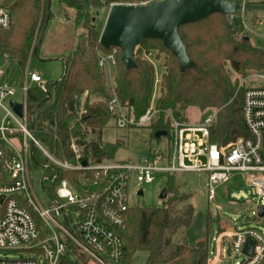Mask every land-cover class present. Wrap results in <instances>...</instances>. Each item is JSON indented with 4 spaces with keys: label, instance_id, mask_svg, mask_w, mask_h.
<instances>
[{
    "label": "trees",
    "instance_id": "trees-1",
    "mask_svg": "<svg viewBox=\"0 0 264 264\" xmlns=\"http://www.w3.org/2000/svg\"><path fill=\"white\" fill-rule=\"evenodd\" d=\"M52 0H0L10 15L7 28H0V66L6 59L16 60L25 67L30 56L38 54L43 31L54 19ZM59 14L66 20L70 11L75 20L85 29L80 40L63 61V73L56 80L45 84V91L36 85L26 92L28 126L35 137L54 157L74 162L69 142L74 138L82 145V158L92 162L112 159L121 146L119 141L102 142V132L113 127V114L107 102L111 90L106 76L98 65L99 53H108L113 47L104 48L98 42L92 17L96 10L111 4H147L157 0H55ZM248 4L264 5V0H248ZM252 25V20L249 21ZM235 34L227 28L221 13H212L198 21L179 27V34L192 62L183 71L178 59L156 38H146L136 49L135 66L126 68L116 48L114 68V92L125 107L128 116L137 119L150 105L154 83L158 75L154 108L157 110L145 126L154 134L166 131L156 139L171 133L170 112L178 120H184L183 112L190 108L200 110L216 108L218 112L210 128V142L225 147L237 139L250 136L242 118V94L245 86L238 88V78L251 71H264V48L254 46L251 40L239 37L236 15L233 17ZM152 58V60L149 59ZM81 116L78 111L85 94ZM92 134L93 137H88ZM154 136V135H153ZM153 152L149 155L152 156ZM39 161L46 157L41 151L34 154ZM56 179L47 183L50 193L62 178H67L75 187L79 185L81 171L55 167L46 169ZM176 174L166 176L167 198L165 206L131 207L125 212L124 227L120 231L125 248V264H131V256L137 252L146 255L144 264H207L208 241L197 240L189 244L182 229L189 226L193 205L189 192H179ZM218 219L217 229L221 230ZM211 233V226L207 225ZM179 233L177 239L175 236ZM62 259V264L87 262L72 247Z\"/></svg>",
    "mask_w": 264,
    "mask_h": 264
},
{
    "label": "built area",
    "instance_id": "built-area-1",
    "mask_svg": "<svg viewBox=\"0 0 264 264\" xmlns=\"http://www.w3.org/2000/svg\"><path fill=\"white\" fill-rule=\"evenodd\" d=\"M228 1L237 2L234 15L239 37L251 39L258 35L247 18L248 0ZM9 24V12L0 5V28H7ZM116 52L113 47L108 53L98 55V65L104 71L112 93L107 106L113 114V125L116 128L145 126L157 111L154 108L155 95L137 119L128 116L114 92L112 70L116 65ZM4 58L7 60L8 55L5 54ZM255 76L264 81L263 74ZM26 81L43 91L47 83L35 72L26 73L21 88L23 100L18 102L22 104V116H18L10 105V102H17L9 98L16 93V88L0 86V107L4 110L0 120V250H26L30 255L0 257V264H62L63 257L73 253L72 247L88 259L77 264L91 261L95 264H125L120 231L129 207L127 193L131 179L138 184H147L155 175L166 179L170 174H204L207 200L213 201L215 185L240 172L255 190L257 203L252 215L254 219L258 217L257 207L264 204V86L246 85L243 90L241 109L244 125L250 134L248 138L220 147L210 142V128L215 122L216 111H207L195 123L179 121L168 113L172 141L170 154L153 151L152 156L136 161L105 159L92 162L89 158H82L83 146L71 138L69 149L74 160L71 162L51 155L28 126L26 92L30 86ZM244 82L245 79L239 86ZM83 113L85 109L81 106L78 115ZM36 149L46 157L45 162L34 155ZM83 159L85 165L81 164ZM30 167L41 171L40 185L49 195L46 206L33 191ZM55 167L81 171L78 187L62 178L51 194L47 183L57 175L50 177L43 170H54ZM247 238L252 240L250 254L243 252ZM211 241L207 264H222L234 255L241 256L234 264H264L263 228L235 229L225 223L221 230H215Z\"/></svg>",
    "mask_w": 264,
    "mask_h": 264
},
{
    "label": "rangeland",
    "instance_id": "rangeland-1",
    "mask_svg": "<svg viewBox=\"0 0 264 264\" xmlns=\"http://www.w3.org/2000/svg\"><path fill=\"white\" fill-rule=\"evenodd\" d=\"M144 4V3H143ZM109 6L99 9L98 14L92 17L93 25L99 37ZM52 11L56 14L53 21L49 22L43 31L42 41L39 45L38 54L30 56L25 67H22L16 60L7 59L0 67V86L7 85L16 88V93L9 98L21 102L23 93L21 88L24 86L26 73L35 72L44 82H50L59 78L63 73V61L68 54L75 48L80 40H84L83 33L85 29L80 23L75 20L74 13L70 11L69 20H64L59 14L55 4L52 6ZM248 21L252 20L254 30L258 35L251 37V43L254 46L262 47L264 45V5L248 4L247 12ZM152 60L151 57H149ZM115 71L112 70V77ZM257 74H263L264 71H251L244 77H239L234 72H231L232 79L238 78V88L240 82L245 79L244 86H264V81L256 79ZM107 80V79H106ZM108 82V81H107ZM28 86L33 84L26 81ZM158 75L154 83V91L152 96L158 95L157 92ZM81 99V106L84 104V97ZM151 102V100H150ZM6 103V100L4 101ZM80 106V107H81ZM207 111H216V108H206L200 110L190 107L183 112L184 120L187 123L197 122L201 116ZM167 114L170 112H166ZM171 114V113H170ZM4 115V110L0 107V120ZM169 116V115H168ZM170 121V117H169ZM182 121V120H179ZM113 125V124H112ZM101 141L104 143H112L119 141L121 146L114 153V160H129L136 161L141 157H148L150 152L158 151L163 154H170L172 151V141L170 135L156 139L151 133V130L146 126L130 127V128H109L102 132ZM90 137H93L90 134ZM30 178L33 191L37 199L46 206L49 195L43 191L40 180L41 171L37 168L30 167ZM45 171V170H43ZM175 181L179 184V192H189L191 197L189 202L193 205V215L188 227L182 229V234L186 237L189 244L197 240L208 241V246H212L211 236L214 234L218 226V219L225 225L235 229H244L247 227L263 228L264 217L253 218L252 212L255 210L257 203V195L253 187L245 181L243 173H234L226 182L215 185V198L213 201L207 200V189L205 187V175L195 173L176 174ZM166 185L165 178L160 175H155L152 182L147 184H138L134 179L129 181L128 185V204L131 207H154L165 206V199H159L158 195L161 189ZM141 188L142 195H137L136 190ZM220 223V226H222ZM41 225V224H40ZM207 225L211 226V233L207 231ZM179 233L175 236L177 239ZM30 253L26 250H0V257H26ZM241 256L234 255L230 260L222 264H234L239 261ZM146 255L137 252L131 256V264H144ZM125 263V262H124ZM88 264H95L88 262Z\"/></svg>",
    "mask_w": 264,
    "mask_h": 264
},
{
    "label": "water",
    "instance_id": "water-1",
    "mask_svg": "<svg viewBox=\"0 0 264 264\" xmlns=\"http://www.w3.org/2000/svg\"><path fill=\"white\" fill-rule=\"evenodd\" d=\"M237 8L236 1L228 0H157L147 4H111L108 8L98 42L104 47H115L120 50L121 61L126 68H133L136 49L146 38H156L178 59L181 71L192 64L186 46L179 34L183 24L198 21L212 13H221L225 17L227 28L236 33L233 28V17ZM99 10H96L98 14ZM243 40H250L245 36ZM18 116H22V104L10 102ZM166 131L157 130L154 137L165 135ZM85 165L86 161L81 160ZM142 195V189L137 191ZM166 187L159 192V199H165ZM258 217H264V204L257 207ZM252 240L246 239L243 252L250 254Z\"/></svg>",
    "mask_w": 264,
    "mask_h": 264
},
{
    "label": "crops",
    "instance_id": "crops-1",
    "mask_svg": "<svg viewBox=\"0 0 264 264\" xmlns=\"http://www.w3.org/2000/svg\"><path fill=\"white\" fill-rule=\"evenodd\" d=\"M53 4H55V6H56V1H55V0H52V1H51V10H52V6H53ZM56 7H57V6H56ZM55 17H56V14L54 13V19H55ZM62 18H63V17H62ZM54 19H53V20H54ZM63 19H64V18H63ZM53 20H52V21H53ZM64 20H65V19H64ZM50 22H51V21H50ZM208 248H209V247H208Z\"/></svg>",
    "mask_w": 264,
    "mask_h": 264
}]
</instances>
